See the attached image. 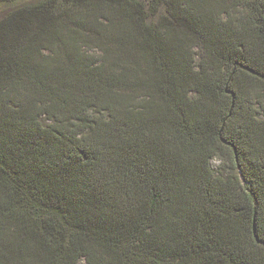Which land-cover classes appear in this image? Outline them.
I'll return each instance as SVG.
<instances>
[{
    "label": "trees",
    "instance_id": "trees-1",
    "mask_svg": "<svg viewBox=\"0 0 264 264\" xmlns=\"http://www.w3.org/2000/svg\"><path fill=\"white\" fill-rule=\"evenodd\" d=\"M0 7V264H264V0Z\"/></svg>",
    "mask_w": 264,
    "mask_h": 264
},
{
    "label": "rangeland",
    "instance_id": "rangeland-1",
    "mask_svg": "<svg viewBox=\"0 0 264 264\" xmlns=\"http://www.w3.org/2000/svg\"><path fill=\"white\" fill-rule=\"evenodd\" d=\"M8 9L5 7H0V19L7 13ZM219 160H215L213 163V166L216 168L219 166ZM82 264H86V263H82Z\"/></svg>",
    "mask_w": 264,
    "mask_h": 264
}]
</instances>
